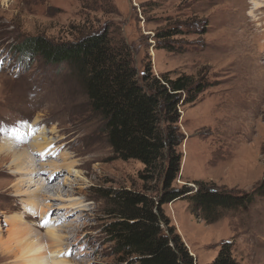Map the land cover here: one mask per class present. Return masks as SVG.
Returning <instances> with one entry per match:
<instances>
[{
    "label": "rangeland",
    "instance_id": "obj_1",
    "mask_svg": "<svg viewBox=\"0 0 264 264\" xmlns=\"http://www.w3.org/2000/svg\"><path fill=\"white\" fill-rule=\"evenodd\" d=\"M174 29L181 34L162 37ZM102 31L128 46L138 79L148 69L207 83L177 109L172 187L214 185L250 202L211 224L186 201L162 207L193 264H211L221 251L235 264H264V196L256 194L264 180V0H0V264H26L17 237L58 228L60 246L39 244L47 262L129 264L110 241L103 192L156 199L160 185L143 179L138 161L113 154L65 65L17 50L28 37L68 42ZM22 150L32 161L23 167L13 158ZM50 179L59 194L34 200L36 184Z\"/></svg>",
    "mask_w": 264,
    "mask_h": 264
},
{
    "label": "trees",
    "instance_id": "obj_2",
    "mask_svg": "<svg viewBox=\"0 0 264 264\" xmlns=\"http://www.w3.org/2000/svg\"><path fill=\"white\" fill-rule=\"evenodd\" d=\"M178 34L176 29L161 33L162 37ZM17 50L48 65H65L85 93L92 116L102 123L113 154L121 160L138 161L143 165V179L150 174L160 185L156 199L132 190L103 192L110 204L108 214L114 218L107 226L110 241L115 253L129 258V264H193L179 236L168 227L164 205L186 201L191 215L211 224L223 210H237L250 202L247 194L214 185L172 187L181 158L175 129L177 109L193 103L206 82L184 74L157 78L148 69L138 79L128 46L114 43L107 31L68 42L28 37ZM256 194L264 196V180ZM211 264L235 263L228 251H221Z\"/></svg>",
    "mask_w": 264,
    "mask_h": 264
},
{
    "label": "bare ground",
    "instance_id": "obj_3",
    "mask_svg": "<svg viewBox=\"0 0 264 264\" xmlns=\"http://www.w3.org/2000/svg\"><path fill=\"white\" fill-rule=\"evenodd\" d=\"M9 138H11V137H9ZM31 144H32V142H31ZM5 145H7V144H3V146H5ZM45 148H47V147L45 146L44 150H45ZM29 149H31V148H29ZM42 152H44V151H42ZM27 155H28L27 152L23 151V150L21 153H14L13 154L14 162L17 165L22 166V167L25 166L27 162L32 163V161L29 160ZM52 181L53 180L50 179L48 181H45L46 183H44V184H42V183L36 184V185H38L37 186L38 187L37 188L38 193L33 195V199L38 200L40 198L42 200H46L47 198L51 197V195H50L51 193H54V195H52L53 197L56 196V194H59L58 190L55 188V185ZM49 205L50 204H48L46 207H48ZM43 209H45V208L43 207ZM63 234H65L64 228H62V229L58 228V229H54V230H47L45 235H44V238L41 234H38L35 232L33 234L31 232H29V235H27L25 237H17L18 244L20 245L19 248L21 249L22 255H23L22 257H23V259L26 257L25 258L26 264H66V263H68L67 261L49 263L45 260L44 255L42 253L41 254L39 253V244H40V242H42V240L46 242V244H47L46 246L48 247V249L50 248V246L58 247V246H60L61 241L62 240L64 241V239H63L64 235ZM43 245H44V243H43ZM58 250L54 249L53 251L58 252ZM57 252H55V253H57ZM58 253H60V252H58Z\"/></svg>",
    "mask_w": 264,
    "mask_h": 264
}]
</instances>
